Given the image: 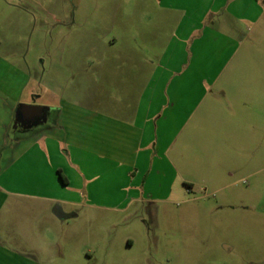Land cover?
Returning <instances> with one entry per match:
<instances>
[{
  "label": "crops",
  "instance_id": "obj_1",
  "mask_svg": "<svg viewBox=\"0 0 264 264\" xmlns=\"http://www.w3.org/2000/svg\"><path fill=\"white\" fill-rule=\"evenodd\" d=\"M152 1L156 12L132 14V42L108 38L99 64L69 65V79L81 73L83 94L0 97L10 101L0 102V202L24 199V209L36 205L59 224L93 209L126 212L168 199L189 162L216 191V143L229 148L264 109V71L247 60V36L237 38L262 20L264 6ZM20 105L45 107L53 121L17 125L26 132L8 142Z\"/></svg>",
  "mask_w": 264,
  "mask_h": 264
},
{
  "label": "rangeland",
  "instance_id": "obj_2",
  "mask_svg": "<svg viewBox=\"0 0 264 264\" xmlns=\"http://www.w3.org/2000/svg\"><path fill=\"white\" fill-rule=\"evenodd\" d=\"M152 2L0 0V97L83 94L69 65L99 64L108 38L132 42V14L156 12ZM243 27L247 60L264 71V17ZM248 118L229 148L216 143V191L189 162L168 199L126 212L93 209L59 224L24 199L0 202V264H264V109ZM25 132L14 120L8 142Z\"/></svg>",
  "mask_w": 264,
  "mask_h": 264
},
{
  "label": "water",
  "instance_id": "obj_3",
  "mask_svg": "<svg viewBox=\"0 0 264 264\" xmlns=\"http://www.w3.org/2000/svg\"><path fill=\"white\" fill-rule=\"evenodd\" d=\"M48 109L36 105H20L17 108L15 123L22 128H32L47 122Z\"/></svg>",
  "mask_w": 264,
  "mask_h": 264
},
{
  "label": "flooded vegetation",
  "instance_id": "obj_4",
  "mask_svg": "<svg viewBox=\"0 0 264 264\" xmlns=\"http://www.w3.org/2000/svg\"><path fill=\"white\" fill-rule=\"evenodd\" d=\"M21 126V125H20Z\"/></svg>",
  "mask_w": 264,
  "mask_h": 264
}]
</instances>
